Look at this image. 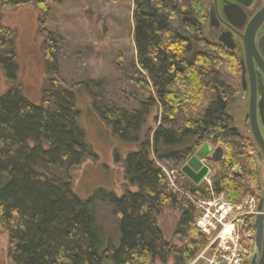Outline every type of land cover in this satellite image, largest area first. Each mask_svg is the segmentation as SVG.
Segmentation results:
<instances>
[{"label":"trees","instance_id":"16d2710c","mask_svg":"<svg viewBox=\"0 0 264 264\" xmlns=\"http://www.w3.org/2000/svg\"><path fill=\"white\" fill-rule=\"evenodd\" d=\"M1 1L11 7L27 0ZM210 2L132 0L134 56L116 66L112 79L67 76L68 57L61 58L57 39L48 33V77L38 103L16 82L13 53H0L10 81L0 94V230L7 234L11 264H186L209 239L195 226L198 211L186 193L207 200L223 192L233 204L259 195L251 145L230 110L239 61L206 36ZM77 87L113 135L136 144L124 166L126 185L136 189L121 196L100 189L87 199L72 192L71 170L93 156L77 122ZM203 144L223 150L218 159L206 156L210 185L182 171ZM161 164L177 174V190ZM100 201L120 214L118 246L108 239L100 249ZM166 207L180 211L173 232L179 244L165 238L158 222ZM248 229L250 217L242 227ZM240 243L251 245L248 239Z\"/></svg>","mask_w":264,"mask_h":264},{"label":"rangeland","instance_id":"374dc122","mask_svg":"<svg viewBox=\"0 0 264 264\" xmlns=\"http://www.w3.org/2000/svg\"><path fill=\"white\" fill-rule=\"evenodd\" d=\"M1 2L0 0V53H13L17 67L16 82L25 97L32 102H39L41 92L47 84L44 45L48 33L57 39L60 56L62 53L63 57H68L63 65L69 77L78 75L85 79H112L116 76V66L132 60L134 56L132 0H27L11 7H3ZM208 21L209 14L206 36L217 41ZM9 85L10 81L0 62V94ZM74 96L75 106L79 111L77 122L93 156L86 157L71 170L72 192L81 199H87L100 189L117 196H121L127 188L136 189L135 186H127L124 180L125 158L129 152L136 150V144L123 142L111 133L109 127L93 111L90 98L83 89L77 87ZM236 104L237 102H232L230 108L235 119ZM146 123L152 124L151 118ZM215 149L211 146L208 156ZM217 149L222 157V148ZM206 158L201 161L208 167ZM160 166L167 175L169 186L177 190L179 185L175 183V171L167 169L163 164ZM233 170L238 168L235 166ZM212 174L209 169L203 178L204 182H210ZM179 214V209L166 207L158 220L165 238L171 243H180L173 237ZM95 217L103 240L100 249L106 246L108 239L118 246L120 214H115L106 201H100L95 206ZM7 251V234L2 229L0 264H11ZM101 264L113 262L104 259ZM145 264L158 262L147 260Z\"/></svg>","mask_w":264,"mask_h":264},{"label":"flooded vegetation","instance_id":"af4514ba","mask_svg":"<svg viewBox=\"0 0 264 264\" xmlns=\"http://www.w3.org/2000/svg\"><path fill=\"white\" fill-rule=\"evenodd\" d=\"M210 3H213V20L212 22L208 21V26L216 39L222 33L230 35L234 47L232 49H228L224 45L223 47L239 61V79L232 100V102H237L235 109L237 120L235 119V123L240 134L251 145L249 152L253 155L259 172L257 182L259 195L257 196L256 207L261 206L263 209L264 150L259 146L251 131L250 108L252 105L255 123L264 141V21L255 33V47L246 49L243 35L246 24L253 14L264 6V0H211ZM262 211H258L257 214H262L264 212ZM247 239L251 244L247 251L248 264H257L264 250V213L261 216L258 232L253 225V230Z\"/></svg>","mask_w":264,"mask_h":264},{"label":"built area","instance_id":"2783aa9c","mask_svg":"<svg viewBox=\"0 0 264 264\" xmlns=\"http://www.w3.org/2000/svg\"><path fill=\"white\" fill-rule=\"evenodd\" d=\"M194 205L198 211L195 226L210 240L187 264H248V248L239 241L243 223L238 218L249 214L255 216L258 212L256 201L247 196L232 205L218 194L209 201L194 200ZM228 225L231 227L227 230Z\"/></svg>","mask_w":264,"mask_h":264},{"label":"water","instance_id":"95a60500","mask_svg":"<svg viewBox=\"0 0 264 264\" xmlns=\"http://www.w3.org/2000/svg\"><path fill=\"white\" fill-rule=\"evenodd\" d=\"M209 20L212 22L213 20V3H210L209 7ZM264 21V6L261 7L258 11H256L253 16L250 18L248 23L246 24L245 32L243 35V41L246 49L248 47L253 48L255 47V33L258 30L259 26L261 23ZM218 42L221 43L222 45L226 46L228 49H232L234 45L231 43L232 39L228 33H222L218 37ZM250 113H251V131L253 133V136L255 137V140L259 144V146L264 150V141L261 138L259 129L255 123L254 119V110L253 106L251 105L250 108ZM209 144H203L196 152L194 155H192L187 162L183 165L182 171L190 177L194 182H200L202 178L205 177V175L208 173L209 168L203 164L201 159L205 158L208 156V151L210 149ZM216 149L210 154V158L212 159H218L220 158V151L217 149L218 147H215ZM258 211L260 212L261 210L264 211V208L262 209L261 206H257ZM262 211V212H263ZM264 213V212H263ZM262 214H257L254 220V227L257 229V232L260 227V222H261V216ZM255 253V249H254ZM257 264H264V250L262 252L261 258Z\"/></svg>","mask_w":264,"mask_h":264},{"label":"bare ground","instance_id":"6f19581e","mask_svg":"<svg viewBox=\"0 0 264 264\" xmlns=\"http://www.w3.org/2000/svg\"><path fill=\"white\" fill-rule=\"evenodd\" d=\"M207 175V174H206ZM205 175V176H206ZM208 183V185H210V182H207ZM218 194H221L223 197H224V194H223V192H220V193H218ZM186 195L188 196V197H190L191 199H192V201H194V200H204V199H200V198H195V197H193V196H191L190 194H188V193H186ZM214 196H216V195H212L211 196V198H209V199H207V200H204V201H209V200H211ZM247 196H250V197H252L255 201L257 200V196L255 195V194H248ZM246 196V197H247ZM225 198V197H224ZM231 203V202H230ZM239 203V202H238ZM238 203H236V204H233V203H231L232 205H237ZM194 208H195V205H194ZM196 209V208H195ZM229 208H227L226 210H228ZM232 214H235V212H233ZM248 217H250L251 219H252V223H253V225H254V215H251V214H249V215H242V216H240L238 219H240V220H242V223H243V226H245L246 225V221H247V219H248ZM195 224V223H194ZM242 226V227H243ZM229 227H231L230 225H228V227H227V230L229 229ZM242 227H241V229H242ZM251 232V229H248L247 231H244V230H241V232H240V235H239V237L241 236V238H239V241H242V240H244V242H245V239H247L248 238V235H249V233ZM210 240V237H209V239H208V241ZM208 241H207V243H208ZM207 243L201 248V250L203 249V248H205L206 246H207ZM244 245L246 246V243H244ZM201 250H199V252L201 251ZM198 252V253H199ZM197 253V254H198ZM197 254H195V256L197 255ZM194 256V257H195ZM193 257V258H194ZM192 258V259H193ZM191 259V260H192ZM190 260V261H191ZM189 261V262H190ZM188 263V262H187ZM186 263V264H187Z\"/></svg>","mask_w":264,"mask_h":264}]
</instances>
